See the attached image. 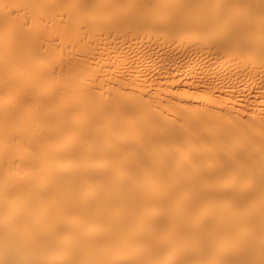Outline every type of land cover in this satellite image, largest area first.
Masks as SVG:
<instances>
[{
    "label": "bare ground",
    "instance_id": "bare-ground-1",
    "mask_svg": "<svg viewBox=\"0 0 264 264\" xmlns=\"http://www.w3.org/2000/svg\"><path fill=\"white\" fill-rule=\"evenodd\" d=\"M0 264H264V0H0Z\"/></svg>",
    "mask_w": 264,
    "mask_h": 264
}]
</instances>
